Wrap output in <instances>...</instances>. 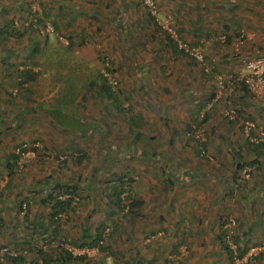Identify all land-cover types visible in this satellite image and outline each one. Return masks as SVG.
<instances>
[{
	"label": "rangeland",
	"instance_id": "obj_1",
	"mask_svg": "<svg viewBox=\"0 0 264 264\" xmlns=\"http://www.w3.org/2000/svg\"><path fill=\"white\" fill-rule=\"evenodd\" d=\"M153 1L155 15L143 0H0V264H8L4 253L16 255L15 243L49 251L53 264L64 250L84 255L74 264H234L216 238L219 227L200 231L186 226L166 203L156 206L151 196L153 189L163 187L162 181L171 190L177 181H191L189 168L195 171L193 181H215L217 176L220 181L230 177L241 183L254 181V191L260 195L255 179L258 166L246 164L254 153L240 133L241 121L246 119L230 122L225 112L230 108L243 111V116L249 112L251 121L264 127V105L255 104H264V97L250 93L254 103L248 105L243 100L234 104L230 96L236 77L247 73L244 59L262 54L248 47L246 39L249 30L264 37V0H191L192 6L182 11L172 5L190 0ZM43 8L50 17H43ZM30 12L43 22L30 27L34 21ZM55 17L59 18L57 31L52 24ZM11 21L19 33L26 28L25 34H3V29L11 31L7 27ZM168 33L189 56L171 51ZM225 33L231 35L229 43L223 41ZM241 34L245 39L236 46ZM33 41L40 48L35 57H28ZM194 48L201 52L202 61L191 55ZM240 53L247 58L236 55ZM103 60L114 69L118 80L114 91L123 97L122 109L113 108L111 99L98 90ZM22 62L37 74L31 83L18 86V77L24 74L16 73L11 79L1 67ZM212 65L216 71L206 74ZM218 75L224 88L218 87ZM210 102L215 105L205 122L191 119L199 104L197 115L202 118ZM129 113L140 126L129 122ZM82 114L88 119L80 120ZM2 119L10 124L7 130ZM188 125L197 128L188 132ZM138 130L142 136L135 142ZM77 133L80 136L74 137ZM196 134L207 141L204 154L197 152ZM33 140H40L47 150L41 157L27 159L21 168L14 167L10 176L6 166L8 160L12 162L14 146ZM49 145L71 150L77 145L85 154L78 163L79 152L54 149L55 153ZM246 166H254L248 179L242 174ZM115 178L130 186L133 197L142 201L139 207L111 210ZM55 183H75L78 188L69 210L52 221L50 203L41 199L55 191ZM244 200L249 203L248 196ZM251 200L248 213H258L260 198ZM236 212L238 216L231 218L236 222L234 233L243 236L239 245L248 249L258 245L264 240L262 234L254 233L259 231L255 228L243 234L238 221L241 209ZM101 224L106 226L107 250L78 254L87 248L74 243L87 241L85 230L94 235ZM22 253L28 259L38 258L35 250ZM263 254L256 264H263Z\"/></svg>",
	"mask_w": 264,
	"mask_h": 264
},
{
	"label": "trees",
	"instance_id": "obj_2",
	"mask_svg": "<svg viewBox=\"0 0 264 264\" xmlns=\"http://www.w3.org/2000/svg\"><path fill=\"white\" fill-rule=\"evenodd\" d=\"M43 17L44 18H48L50 17L51 13H48L46 9L43 8ZM31 13V12H30ZM148 15L150 16L149 18L150 19H153L154 20V17L148 13ZM31 16L34 17V21H31L29 23V26H38L39 23L43 22L41 18H39L37 16V13H31ZM98 16L96 15V18ZM59 18L55 17V18H52V24H53V27H54V30H58L59 29V21H58ZM13 21V20H12ZM12 21L10 22V24L7 23V27H10L11 31L9 30H2V32H4L3 34H8V35H11V34H17L18 35H21V34H25L26 32V28L21 32H17L15 30L14 27H12ZM12 25V26H11ZM159 27V26H157ZM227 27V25H226ZM226 29V28H224ZM167 32V31H166ZM224 37H225V40L227 43H229L231 41V35L229 33H225L223 34ZM243 38L245 39V37L243 36ZM44 40V39H43ZM72 41V40H71ZM45 43V42H44ZM166 43L168 44V46H170L171 48V51L178 55V54H185L187 56H189L188 53H185V51L183 49H181L179 47V43L172 38V35H167V41ZM202 44V43H201ZM40 45H38V43L36 41H33V45H31V47L29 48V50L27 51V56L28 57H31L30 55L33 54V56L35 57L36 54L38 53V50H39V47ZM30 51V53H29ZM207 54V53H206ZM260 56H264V55H260ZM204 58H205V55H204ZM207 58V57H206ZM191 59H193V57H191ZM34 64L36 62H33ZM22 65H27V63L25 62H22L21 63ZM16 66V65H14ZM103 68H105L108 72L114 74V69L111 67L109 61H104L103 60ZM216 67L215 65H212L211 67V72L209 73H206L208 75L212 74L213 72L216 71ZM24 72H22L24 75L23 77H18L19 80L16 82L18 86H25V84H29L31 83L37 72L36 71H33L29 68H25L23 69ZM20 73V74H22ZM11 75L13 74L14 75V72L11 71L10 73ZM16 74V73H15ZM17 74H18V71H17ZM115 75V74H114ZM100 76V83L97 85L98 87V90L100 93H102L105 97H108L111 99L112 101V107L113 108H116L117 109H122V98L121 97H118L117 93L114 91V89L108 84L107 82V79L103 76L102 73L99 74ZM233 77H235L236 75H232ZM94 81H90V86H95L94 85ZM239 86H238V89L237 87H235V92L236 93H231V99L234 103V101H238V100H242L243 99V95H241V91H244L243 93L247 94V93H250L249 90L247 89L246 85L242 82H239L238 83ZM126 97V96H125ZM11 98L13 99L14 96H11ZM220 97L217 98L216 101L219 100ZM127 99V97H126ZM208 100H211V99H208ZM215 101V102H216ZM215 102L212 103L211 107L209 109H206L203 111V116L202 118L199 119V116L197 115L199 112V108L201 107V105L199 104V106H197L195 108V114L193 116H191V119L196 121V122H205V120L209 117V113L212 111L214 105H215ZM235 104V103H234ZM130 109V108H129ZM205 109V107H204ZM129 111V110H128ZM6 113L8 112L5 111ZM236 113H237V116L235 118V121H238L239 118H243V119H246V120H253V118L251 116H243V111L239 110V109H236ZM130 116H129V122L131 121L132 125L135 126V127H138L140 126L141 122H139L138 118L129 113ZM197 117V118H196ZM3 120V124L5 123V119H2ZM231 122V120H230ZM5 130H7L10 126V124L7 122L5 123ZM197 127L193 126V125H188V129L187 131L188 132H193ZM240 133L241 135L242 134V124H241V127H240ZM194 135V134H193ZM142 136V133L141 131H136L134 136H133V141L137 142V140H140ZM242 138L244 139V143H246V145L251 148L250 150L253 151V155L254 156H251V158L248 159V163L246 164H252V165H255V166H258L259 164V157H260V153H261V149L263 148L264 146V143L262 142H258L256 144H251L246 138H244L242 136ZM36 140H33L31 142H27V141H24V142H19L18 144H16L14 146V149L12 150L11 154H10V158L12 160V162H10V160L7 161V170L10 174V176H12V174L14 173V167L15 168H18L17 166V162H18V159L20 157L19 153H16L15 152V149L25 143H27L28 145H30V143L34 142ZM37 141H40V140H37ZM197 145L200 146L199 149H197V152L198 154H202V152L206 151V147H207V141H199L197 140ZM65 148H67L66 146L64 148H61V149H64L66 150ZM59 149V150H61ZM22 151L24 149H21ZM47 150L46 146L43 145L42 148L40 149H35L36 151V155H35V159L38 158V157H41L43 155V152H45ZM53 150V149H52ZM57 150V149H55ZM53 150L55 153L56 151ZM78 151L76 152H79L78 153V157H77V162L80 163V161L83 159V155L85 154L84 150L77 147ZM239 156H240V153H239ZM58 157V156H56ZM63 161H65V159L63 158L62 159ZM241 166V165H240ZM239 166V168H240ZM242 169V168H241ZM11 179V178H10ZM115 181L117 182V184H115L114 186L111 187V190H110V196H111V201H112V205L114 207L111 208V210H122V209H126V210H131L133 211V209H135L136 207H139V205H141L142 201L138 200V198H135L133 197L132 193H131V188L130 186H127L125 184V187L122 186V184H124V181L122 180H119V178H115ZM10 182V181H9ZM77 184H72V185H62L60 183H55L54 186H53V189L55 190L54 192H50L48 193L45 197H43L41 199V202L43 204H46V203H50L49 207H50V212H49V216L51 218L52 221H56L58 220V216L59 214L63 213V212H66L69 210L70 208V205L71 203L73 202V198L74 196L77 194ZM62 196H64L63 198H61ZM27 207L29 206L28 203L25 204ZM115 208V209H114ZM20 210V209H19ZM231 217H226V221H228V219H230ZM1 219V217H0ZM226 221H221L219 222V228H220V232L219 234L217 235V240H219L220 244H221V247L223 249V251H225V253L227 254L228 256V260L233 262V259L235 257H239L241 258L245 253L246 251L248 250L247 247H242V245L240 246L239 243H240V235L238 236L237 234H235L234 232L231 234V239L233 240V242L236 244V251H233L227 241H226V237L228 235V230L224 228V224L226 223ZM1 222V220H0ZM105 230H106V226L101 224V225H98V227L95 229V233L94 235H90L88 231L85 230V233H84V236L88 238L87 241H83V242H80V243H74V245H76L77 247L79 248H88V249H91V248H96L98 251H105L107 250V247L104 244V240H105ZM13 247L15 248L16 250V255H13V254H10V253H4L3 256H5L8 260V264H53V259L50 255V252L49 251H46V250H39V249H33L31 248L30 246H26V245H22L20 243H15L13 244ZM33 250L36 251V255L38 256V258L36 259L32 257V259H28L25 255H23V251H27V252H32ZM64 255H61L59 257V259H56L55 262L56 264H67V261H71V264H74L77 260L81 259L83 260L84 258V255H72L71 252L67 251V250H64L63 251Z\"/></svg>",
	"mask_w": 264,
	"mask_h": 264
},
{
	"label": "crops",
	"instance_id": "obj_3",
	"mask_svg": "<svg viewBox=\"0 0 264 264\" xmlns=\"http://www.w3.org/2000/svg\"><path fill=\"white\" fill-rule=\"evenodd\" d=\"M172 6H174L173 8L171 7L173 10L176 9L177 11H182L183 10L182 8L184 7L189 9L188 6H192V1L191 0L188 1V4L186 2H183V3L179 2L178 5H172ZM163 7L170 9L169 5H165ZM182 15L184 16V14ZM249 32H252V33L248 34V37L246 39V44L251 49H254V52L262 53V54H259L258 56L264 55L263 53L264 52V37L261 38L259 33L255 35L253 30L252 31L249 30ZM236 55L240 57L245 56L244 53H240V55L239 54H236ZM245 57L247 58V56ZM1 68L2 69L6 68L4 69L5 73H7V75H10L9 77L11 79L15 77L13 74L12 75L10 74L11 71L14 72V74L17 73V71H18V74L24 72L23 69L25 68H29L33 71H36L35 69H32L31 66H27V65L24 66L22 64L18 65L17 67L5 65L4 67H1ZM232 74H236V73L233 72ZM236 87L238 89L237 85ZM243 92L244 91H242V94H243L242 102L248 103V105L253 104L254 101H253V98L249 96L250 93L245 94ZM83 97L84 95L82 94L80 96V99L82 100ZM260 102L255 103L256 106H261V104L262 106L264 105L262 102L261 103ZM77 112L78 111L76 110L75 114ZM247 113L248 115L246 116H251L249 112ZM74 115H72L73 119L75 118ZM78 118L80 120L88 119V117L84 114H82V116L78 115ZM71 120H69V122ZM4 122L6 123V120ZM2 128L4 130L5 126L2 125ZM59 130H61L60 126H59ZM79 136H80L79 133L74 135V137H79ZM49 147L52 148L53 150L64 148L61 146L59 147V146H54V145H49ZM77 147L78 146L75 145L74 150H71L69 147L65 149L68 150V152H72V151L76 152L78 151L76 150ZM79 148L83 149V147H79ZM260 151H261L260 153L261 155L259 157V164H258L259 175H257V177L255 178L257 181H259L258 190L261 189L260 195L258 194L257 191L256 192L254 191L255 189L253 187L254 181H248V182L241 183V181H234V178L232 179L231 177L229 180L227 179L226 181L224 180L220 181V179L218 178H221V177H218V176L214 178L215 181H193V178H195L196 176L195 171L190 170L189 168L190 164L183 163L185 168H189V170L187 171L193 175L192 178H190L191 175L189 176L188 180H191V181H177V183L173 185L174 188L172 190L170 189L171 187L168 188L167 184H165V182L162 181L163 182L162 188L158 187L156 189H153L152 196H151L152 201L153 203L155 202L157 203L156 206L166 203V205L170 207V212L171 210L175 211V213H177V216L179 215L178 219L184 220V223H185L184 225L186 226L191 225L192 227L194 226L199 227L200 231L201 229L207 231L208 227L211 228L210 230H213V228L218 229L219 227L218 219L238 216V213L236 211L237 209H241V215H239L241 216V219H239L238 221H239V225H241L243 228V232H244L243 234L249 233L250 230H254L255 228V229H258L259 231L254 232V233L262 234V238H264V187H262V185H264V179L262 176V174L264 175V146ZM179 168L182 169L183 167H179ZM193 169L195 170V167ZM234 173L235 172L232 173V177ZM151 184L155 186L154 183H151ZM147 190L148 191L151 190L150 186L147 187ZM133 194H136V193L133 192ZM137 196L140 197L139 195ZM247 196L249 198V203H246L244 200V198ZM252 196H256L257 198H260V211H258V213H253V214L250 212L248 213L250 204L252 205L253 203V201L251 200ZM173 203L175 204L174 206L171 205ZM154 209L156 211L159 210L156 208ZM161 210H162L161 212H163V209ZM165 210L168 211V209H165ZM180 224L182 225L183 223H180ZM218 234H219V230L217 231V235ZM240 237L241 239H243V236H240ZM263 257H264V254H263ZM262 263L264 264V260Z\"/></svg>",
	"mask_w": 264,
	"mask_h": 264
},
{
	"label": "built area",
	"instance_id": "obj_4",
	"mask_svg": "<svg viewBox=\"0 0 264 264\" xmlns=\"http://www.w3.org/2000/svg\"><path fill=\"white\" fill-rule=\"evenodd\" d=\"M145 5L148 7L150 12L155 15L157 12V5L153 0H143ZM168 30L170 28L168 27ZM243 34L240 35L239 38H237L236 46L241 44L243 38ZM223 41L225 40L224 35L222 36ZM187 52V51H186ZM191 55L197 60L202 61V54L201 52L194 48L191 51ZM245 67L247 69V73L241 74L240 76H237L236 79L234 80L235 85L231 88L233 89L239 82H242L246 85L247 89L249 92L255 96L258 97H264V56H256L254 58L250 59H244ZM101 73L103 76L107 79L108 84L114 89L115 87L118 86V80L116 78V75L108 72L105 68L101 70ZM216 80L218 83L219 88H224V79L221 75L216 76ZM219 95L216 96L215 101ZM213 102L208 103L205 106V110L209 109L211 107ZM225 115L229 120H235L237 117L236 109L235 108H230L226 110ZM242 123V132L243 135L251 142V143H258L262 142L264 143V127L258 126L254 121L251 120H244L241 121ZM197 140L199 141H205V138L201 137V135H195ZM43 147V144L40 141H34L28 145L27 143L17 147L15 149L16 153H19L20 157L18 159V167L21 168L23 166V163L31 158L35 157L36 151L35 149H40ZM21 149H24L23 151ZM202 152V154H204ZM254 166H246L242 169V174L243 177L248 179L253 171ZM63 198V196L61 197ZM25 207V205H24ZM235 219L230 218L226 223L224 224V228L228 230V235L226 237V241L229 245V247L233 250L236 251V244L232 243L230 240L231 234L234 232L233 226H235ZM97 249L96 248H91V249H83L80 251L78 254H84V253H94ZM264 252V240L261 241L258 245H253L250 246L249 249L246 251V253L241 257H235L233 259L234 264H256L257 262V257Z\"/></svg>",
	"mask_w": 264,
	"mask_h": 264
}]
</instances>
